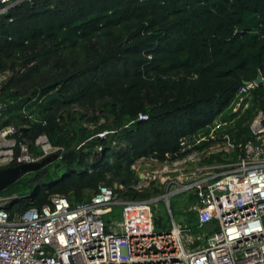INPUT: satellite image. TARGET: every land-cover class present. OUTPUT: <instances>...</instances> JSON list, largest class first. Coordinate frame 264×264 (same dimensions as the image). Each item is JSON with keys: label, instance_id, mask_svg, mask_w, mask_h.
Instances as JSON below:
<instances>
[{"label": "trees", "instance_id": "1", "mask_svg": "<svg viewBox=\"0 0 264 264\" xmlns=\"http://www.w3.org/2000/svg\"><path fill=\"white\" fill-rule=\"evenodd\" d=\"M0 73L1 124L17 125L35 154L41 133L58 147L0 191L17 196L11 215L55 194L88 202L100 185L122 199L157 197L162 185L135 188L137 160L174 158L181 138L218 118L246 140L264 115V84L239 94L264 76V0L20 1L0 13Z\"/></svg>", "mask_w": 264, "mask_h": 264}, {"label": "built area", "instance_id": "2", "mask_svg": "<svg viewBox=\"0 0 264 264\" xmlns=\"http://www.w3.org/2000/svg\"><path fill=\"white\" fill-rule=\"evenodd\" d=\"M20 1L24 0H0V13ZM5 77L0 73V89ZM254 85V81L244 82L239 94ZM5 107L0 102V169L34 163L57 151L44 133L33 142L40 154L31 151L19 138L17 125L1 124ZM232 122L218 118L207 133L181 138L179 153L174 158L166 153L152 171H140L135 186L141 190L158 178L165 185V196L192 193L194 226L206 228L214 221L218 228L202 235L203 244L185 248L183 235L191 228L174 221L168 229L157 231L150 207L154 197L118 198L115 187L100 185L90 201L74 206L55 194L48 203L13 215L5 205L17 196L3 194L0 264H264V115L259 112L251 120L246 140L232 136L230 131L236 130ZM203 142L207 144L197 148ZM211 155L226 160L211 161ZM115 206L120 208L119 220L113 218ZM187 242L194 240L188 236Z\"/></svg>", "mask_w": 264, "mask_h": 264}, {"label": "rangeland", "instance_id": "3", "mask_svg": "<svg viewBox=\"0 0 264 264\" xmlns=\"http://www.w3.org/2000/svg\"><path fill=\"white\" fill-rule=\"evenodd\" d=\"M239 104H240V100H239ZM246 104L247 102L244 103L241 110H243ZM238 106H237V110L236 108L235 109L233 108L231 112L236 113L239 110ZM229 119H232V118H229ZM233 123L234 122H232L231 125ZM212 160H215V162H217L216 159H212ZM151 182L152 184L150 185H157V186L161 185L158 181V178L151 180L150 183ZM162 188L165 190L164 184H162ZM189 195H190L189 192H184V191L170 193L168 196H165V193H164L157 197H154V199L151 200L150 202V207H151V210L154 216L153 219L154 221H156V225H157L155 229L157 231L168 229L172 225L173 221L177 225H180L181 227L190 226L191 230H189L186 234L183 235V242H184L185 248H192L196 245L202 244L204 242V237H202V235L208 231L207 228H195L194 227V224H195L194 218L196 216V212L192 211L190 207L194 202H196V198L191 197ZM118 210L119 208L117 209V211ZM113 218L117 220L120 219V217L116 215H114ZM104 219L107 220L108 216H104ZM209 225L214 227L215 222L213 221ZM217 230L218 228L215 225V227L213 228V230H211L210 233L208 231L207 236H209L212 232H215ZM188 236H190L194 240L193 244H189L187 242ZM197 236H201L202 238L196 240Z\"/></svg>", "mask_w": 264, "mask_h": 264}, {"label": "water", "instance_id": "4", "mask_svg": "<svg viewBox=\"0 0 264 264\" xmlns=\"http://www.w3.org/2000/svg\"><path fill=\"white\" fill-rule=\"evenodd\" d=\"M253 81L256 85L264 84V76L258 73ZM55 157L56 154L53 153L34 163H22L0 169V191L8 185L14 183L25 173L36 171L37 169L43 167L47 162H50Z\"/></svg>", "mask_w": 264, "mask_h": 264}, {"label": "crops", "instance_id": "5", "mask_svg": "<svg viewBox=\"0 0 264 264\" xmlns=\"http://www.w3.org/2000/svg\"><path fill=\"white\" fill-rule=\"evenodd\" d=\"M157 161L156 160H154V159H149V158H141V159H139V160H137L134 164H133V168L135 169V171L137 170L138 171V177H140V176H142L139 172L140 171H152L151 169H153L155 166H156V163ZM145 167V168H144ZM189 196H191V197H194L193 195H192V193H190V195ZM194 220L196 221V216H195V218H194ZM194 221V222H195ZM211 227H213V226H211V225H207L206 226V228H207V230H209V229H211ZM203 244V243H202ZM199 245H201V244H199ZM197 246V245H196Z\"/></svg>", "mask_w": 264, "mask_h": 264}]
</instances>
